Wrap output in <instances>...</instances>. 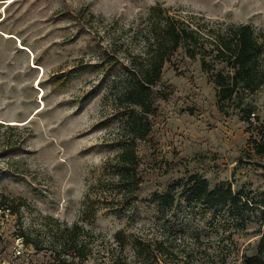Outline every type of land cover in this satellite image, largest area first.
<instances>
[{"label": "rangeland", "instance_id": "1", "mask_svg": "<svg viewBox=\"0 0 264 264\" xmlns=\"http://www.w3.org/2000/svg\"><path fill=\"white\" fill-rule=\"evenodd\" d=\"M156 4L201 37L239 24L264 33V0H0V198L21 204L0 210V264H243L256 253L258 211L205 213L177 184L198 174L210 188L264 194V87L219 104L213 72L182 49L177 71L164 66L155 90L167 98L137 143L139 190L121 196L111 165L134 138L128 60L143 50ZM173 192L172 205L156 201ZM75 224L73 259L61 247Z\"/></svg>", "mask_w": 264, "mask_h": 264}, {"label": "trees", "instance_id": "2", "mask_svg": "<svg viewBox=\"0 0 264 264\" xmlns=\"http://www.w3.org/2000/svg\"><path fill=\"white\" fill-rule=\"evenodd\" d=\"M145 35L142 38V51L138 57L128 60L127 79L128 89L125 101L128 102V125L133 131L134 138L124 142L111 168L116 175V182L121 188L124 201L134 199L142 179L138 174L139 161L137 143L145 141L151 132L152 117L155 114L156 99H166L162 91H156L162 79L166 64H172L174 54L182 49L184 55L194 60L199 57L201 69L213 72V82L217 88L218 103L223 104L241 94H254L264 87V33L258 38L255 29L250 24L227 26L222 33L201 37L197 29L180 19L165 13L159 4L148 10L145 25ZM213 54L214 60L206 61V56ZM108 58V65H112ZM224 65L216 71V66ZM175 71L177 68L172 64ZM227 71H225V69ZM252 110L246 112V119ZM259 148V146H256ZM261 150V149H260ZM178 197H182L189 206L195 205L205 213L227 212L234 218L245 214H260V235L256 253L245 257L243 264H264V194L250 197V194L239 190L233 192L230 183L222 182L210 188L208 181L198 174L187 177L181 186ZM176 193H166L156 197V201L164 205H172ZM6 197L0 198V210H8L11 214L18 212L21 204L13 205ZM7 204V205H6ZM220 210V211H219ZM219 211V212H218ZM87 218L88 213H84ZM82 228L78 224L68 230L70 244H63L61 249L65 255L72 254L80 258L82 246L77 241ZM120 233H117L119 236ZM25 245L32 241L25 233L20 235ZM56 264H72L66 259H60Z\"/></svg>", "mask_w": 264, "mask_h": 264}, {"label": "built area", "instance_id": "3", "mask_svg": "<svg viewBox=\"0 0 264 264\" xmlns=\"http://www.w3.org/2000/svg\"><path fill=\"white\" fill-rule=\"evenodd\" d=\"M250 116H251V117H250L249 120H250L252 123H255V117H254V114L252 113Z\"/></svg>", "mask_w": 264, "mask_h": 264}]
</instances>
